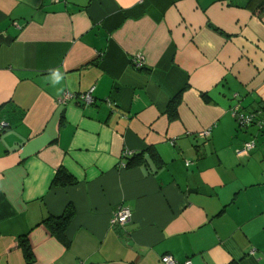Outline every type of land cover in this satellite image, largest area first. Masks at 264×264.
Instances as JSON below:
<instances>
[{"label": "crops", "instance_id": "1", "mask_svg": "<svg viewBox=\"0 0 264 264\" xmlns=\"http://www.w3.org/2000/svg\"><path fill=\"white\" fill-rule=\"evenodd\" d=\"M263 7L0 0V264H264ZM92 87L94 103L59 102ZM237 104L263 127H240ZM149 148L159 161L122 166ZM59 169L77 182L54 184ZM69 205L65 243L44 220ZM121 206L132 219L114 225Z\"/></svg>", "mask_w": 264, "mask_h": 264}, {"label": "built area", "instance_id": "2", "mask_svg": "<svg viewBox=\"0 0 264 264\" xmlns=\"http://www.w3.org/2000/svg\"><path fill=\"white\" fill-rule=\"evenodd\" d=\"M55 2H60L61 0H53ZM133 64L136 68H142L146 65V58L143 54L139 53L137 54L134 59H133ZM95 91V87H92L89 91H87L86 93H82V94H75L72 93L70 91H66L61 98L59 99V102L62 103H68L70 100L72 99H78V101H82L85 104H91L94 103L95 101V97L93 95ZM110 104H112V106H115V103L109 101ZM232 114L234 115V117L237 119L240 127H248L250 125L253 124H257L259 125L261 128L263 127V123L261 120V112L258 109H245L242 106H240L239 104H237L236 106H234L232 108ZM8 126H10L8 121H0V130H3L5 128H7ZM200 135L207 139L210 137L211 135V130L207 129L204 130L200 133ZM256 147V141L255 140H250L244 143V145L242 146V148H240L238 150V154L239 155H247L248 153H250L251 150H253ZM132 152H130L129 150H126L123 153V157H122V166L126 167V161H125V157L128 155H131ZM188 165L190 164V161L187 162ZM132 219V212L131 210L126 207V206H121L119 207V209L115 212V215L112 219V223L114 225L117 224H125L128 221H130ZM254 253V251H253ZM162 261L165 264H193V262L191 260H186L183 263H179L178 261L175 260V258L170 255V254H165L162 256Z\"/></svg>", "mask_w": 264, "mask_h": 264}, {"label": "trees", "instance_id": "3", "mask_svg": "<svg viewBox=\"0 0 264 264\" xmlns=\"http://www.w3.org/2000/svg\"><path fill=\"white\" fill-rule=\"evenodd\" d=\"M263 10H264V7L259 9L258 13L262 12ZM181 97H182V91H180L171 100L169 104L168 112L170 113L172 117L177 116V108L179 106V103L181 102ZM108 100L110 101V99ZM154 150H155L154 148H149L148 150H145L143 152L132 153L131 155L126 156L125 157L126 167L129 168L133 166H144L149 163L150 159L153 162H157L158 155ZM76 182H77L76 178L65 169H59L53 181L54 184L60 185V186L73 185ZM74 214H75V210H74L73 205H69L63 215H61L60 217L47 218L44 220V223L47 224V226L51 229L53 234H55L62 241H65V243H68L67 238H66V230ZM26 240L24 241V244H23V246L25 247L24 252H25L26 257L30 258L32 257V254H29L30 245L26 242ZM229 264H238V262L233 261Z\"/></svg>", "mask_w": 264, "mask_h": 264}, {"label": "clouds", "instance_id": "4", "mask_svg": "<svg viewBox=\"0 0 264 264\" xmlns=\"http://www.w3.org/2000/svg\"><path fill=\"white\" fill-rule=\"evenodd\" d=\"M64 73H62L59 69H49V83L52 87H56L60 85L64 80ZM58 91H63L62 88L58 89Z\"/></svg>", "mask_w": 264, "mask_h": 264}, {"label": "water", "instance_id": "5", "mask_svg": "<svg viewBox=\"0 0 264 264\" xmlns=\"http://www.w3.org/2000/svg\"><path fill=\"white\" fill-rule=\"evenodd\" d=\"M108 102H109V100H108Z\"/></svg>", "mask_w": 264, "mask_h": 264}]
</instances>
